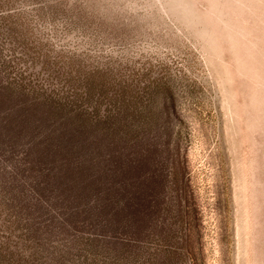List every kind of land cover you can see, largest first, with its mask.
<instances>
[{"label": "rangeland", "instance_id": "1", "mask_svg": "<svg viewBox=\"0 0 264 264\" xmlns=\"http://www.w3.org/2000/svg\"><path fill=\"white\" fill-rule=\"evenodd\" d=\"M0 264H264V0H0Z\"/></svg>", "mask_w": 264, "mask_h": 264}]
</instances>
